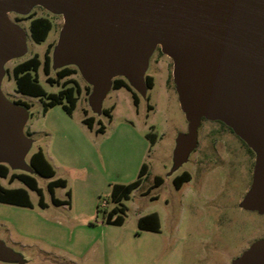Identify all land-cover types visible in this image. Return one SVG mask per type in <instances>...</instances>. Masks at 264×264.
Returning a JSON list of instances; mask_svg holds the SVG:
<instances>
[{
	"label": "rangeland",
	"instance_id": "rangeland-1",
	"mask_svg": "<svg viewBox=\"0 0 264 264\" xmlns=\"http://www.w3.org/2000/svg\"><path fill=\"white\" fill-rule=\"evenodd\" d=\"M48 11L35 6L19 14L24 19L18 23L25 35L24 51L2 65L4 99L13 104L20 98L30 106H18L25 112L22 131L28 140L24 168L4 164L12 173L29 174L37 180L46 207L39 205V196L32 190H28L31 207L0 203V245L8 252L0 256V264H236L252 245L264 243V213L250 209L246 200L264 151L249 152L224 122L201 118L196 143L182 162L176 159L178 139L187 132L188 121L174 84V59L162 52L161 45L153 49L144 71V78H153L152 88L144 83L143 89H136L125 75H118L111 82L125 79L132 91L110 87L94 107L93 87L79 67L54 60L61 36L58 30L51 31L41 44L29 35L27 19ZM51 16L56 19L55 27L64 26V15ZM55 39L50 75L54 78L56 70L69 67L77 71L74 77L81 84L71 115L61 105L44 113L45 99L19 95L10 74L15 64L35 54L42 59L45 46ZM38 74L46 92L57 93L62 88V81L46 83L41 68ZM110 108L111 119L103 113ZM85 116L94 118L92 130L83 124ZM101 125L104 132H96ZM38 148L53 166L55 177H40L30 167L29 158ZM142 164L148 170L140 186L123 201V225L106 224L103 210L114 206L111 186L133 182ZM182 173L190 180L177 189L173 180ZM157 176L162 184L154 186ZM56 178L66 180L67 185L55 188L54 197L67 200L69 191V204L52 202L47 184ZM0 184L24 187L17 180L10 184L2 178ZM103 201L106 208L101 207ZM151 213L159 217V232L138 227V220Z\"/></svg>",
	"mask_w": 264,
	"mask_h": 264
},
{
	"label": "water",
	"instance_id": "water-1",
	"mask_svg": "<svg viewBox=\"0 0 264 264\" xmlns=\"http://www.w3.org/2000/svg\"><path fill=\"white\" fill-rule=\"evenodd\" d=\"M36 4L65 16L54 60L79 67L93 87L94 107L118 75L143 89L156 45L174 59L188 121L177 143L179 162L196 143L201 118L224 122L250 148L264 151V0H0V81L2 65L25 47L24 33L6 13ZM24 124L25 112L0 92V163L24 168ZM246 200L264 213V153ZM7 254L0 245V256ZM236 264H264V243L252 245Z\"/></svg>",
	"mask_w": 264,
	"mask_h": 264
},
{
	"label": "trees",
	"instance_id": "trees-1",
	"mask_svg": "<svg viewBox=\"0 0 264 264\" xmlns=\"http://www.w3.org/2000/svg\"><path fill=\"white\" fill-rule=\"evenodd\" d=\"M42 25V21H34L32 22V29L35 25ZM48 28L46 27L43 30L41 37H36L32 30V38L35 42L39 43L42 42L47 35ZM50 64H51V58L46 55L44 59V73L46 76L50 73ZM41 65V60L37 55H34L30 59L24 61L23 63H20L16 66V70L14 73H16V92L25 96L29 97H37V98H44L43 100V112H47L49 108H52L57 105H61L63 110L71 115L76 103H77V95L80 93L79 89H73L72 87H67L66 83L64 82L62 84V88L57 93H48L45 91V89L41 86L39 83V80L37 79V76L35 73L37 72L39 66ZM66 76V73H61L56 78L47 77L46 83L53 85L59 82L60 79L64 78ZM144 83L146 87L152 88L153 87V78L149 75H146L144 78ZM126 88L129 91H132L131 86L128 84V82L125 79L122 78H116L113 79L111 82V88L112 89H120V88ZM133 101L135 105L138 104L137 96L135 93H132ZM66 102V103H64ZM17 106H23L25 108H29V104L21 101L14 102ZM111 110L110 109H104L103 113L111 119ZM86 115V111L84 112ZM83 124H85L89 129L93 128L94 118L85 116L82 120ZM96 132L103 133L104 132V126L101 125L98 129H96ZM31 133H27V136H29ZM148 137L153 139V134L148 133ZM153 143V140H152ZM29 165L34 170V172L43 178H51L55 175V172L52 168V166L49 164V162L46 160L43 152L41 149H38L35 153H33L29 158ZM147 165L142 164L140 167V170L138 172L137 178L128 184H113L111 186V192H110V202L114 204V206L107 210L104 209V222L108 225H115V226H121L123 225L125 221V214H126V206L123 204V201H126L130 198V194L133 190L138 188L140 184L142 183V180L144 176L147 173ZM0 177L1 178H8V181L11 183L15 180L21 182L27 189L35 191L39 196V205L42 208L46 207V204L44 202V197L42 190L38 187L36 179L25 173H10V169L6 164L0 163ZM190 178L188 177V174L184 173L182 175H179L174 178L173 182L177 189L180 188V186L184 182H188ZM162 184L161 177L157 176L154 179V186H159ZM57 187H66V181L63 179H56L53 181H50L47 184V188L51 193V199L52 202L55 205H63V204H69L70 203V192H67L68 199L67 200H58L54 197L53 190ZM0 203L10 204V205H16L21 207H31L30 198L28 195V191L25 188H16V189H6L0 186ZM97 211H100L99 204L96 206ZM138 227L140 230L143 231H150V232H159L160 231V220L156 213H151L146 216L141 217L138 220Z\"/></svg>",
	"mask_w": 264,
	"mask_h": 264
},
{
	"label": "flooded vegetation",
	"instance_id": "flooded-vegetation-1",
	"mask_svg": "<svg viewBox=\"0 0 264 264\" xmlns=\"http://www.w3.org/2000/svg\"><path fill=\"white\" fill-rule=\"evenodd\" d=\"M35 6H37V7H39V8H42L43 6H41V5H38V4H36V5H33L31 8H33V7H35ZM43 8H45V7H43ZM45 9H47V8H45ZM47 10H49V9H47ZM49 13H51V15H63L62 13H57V12H52V11H48V14H45V15H39V16H37V15H32L31 17H29L27 20H28V22H29V24H28V30H29V35H30V37H31V39L33 40V38H32V30H33V33H34V35L36 36V37H41L42 36V33H43V30L47 27L48 28V32H47V35H46V38H47V36H48V34L51 32V31H54V29H56V30H58V33H59V35H61V31H62V25L60 24V25H58L57 27H55V21H56V19L54 18V17H52ZM8 14V15H7ZM7 14H6V16H7V19L9 20V22L10 23H12L13 25H15L16 27H18V23H20V22H22L24 19L23 18H21L20 16H19V14H21V12L20 11H17V10H10V11H8L7 12ZM42 21V25H35V26H33V29H32V22H34V21ZM46 38L42 41V42H39V43H37V42H35L34 40V42L36 43V44H41V43H43L45 40H46ZM56 43H57V39H55V40H52V41H50V42H48L47 43V45L45 46V48H44V51H43V56H42V59H40L41 60V65L39 66V68H38V70H37V72L35 73V75L37 76V79L39 80V70H40V68H41V70H42V72H43V74L45 75V73H44V59H45V57H46V55H48L50 58H51V52H52V50H53V48H54V45L53 44H55L56 45ZM58 44V43H57ZM36 55V54H35ZM34 56V55H33ZM32 56V57H33ZM31 58V57H30ZM30 58H28V59H30ZM13 59H16V58H13ZM13 59H10V60H13ZM28 59H26V60H28ZM25 60V61H26ZM24 62V61H23ZM23 62H21V63H23ZM18 64H20V63H18ZM18 64H15L12 68H11V71H10V74L13 76V78H14V81L16 80V73H14V71L16 70V66L18 65ZM61 65H65V64H61ZM50 73H51V64H50ZM50 73H49V75L48 76H46L45 75V81H46V78L47 77H51V78H53L51 75H50ZM61 73H66V76H64V78H62V79H60L59 80V82L60 81H62V83L61 84H63L64 82L66 83V86L67 87H72L73 89H79V91L81 92V84H80V81H79V79H77L76 77H74V75L77 73V71H75V70H73V69H71V68H69V67H63V68H61V69H59V70H56V72H55V77L54 78H56V76H58L59 74H61ZM3 74H4V72H3ZM61 90V89H60ZM59 90V91H60ZM80 94V93H79ZM78 94V95H79ZM14 102H16V101H14ZM13 102V103H14ZM15 104V103H14ZM16 105V104H15ZM230 130H231V132L232 133H235V131L231 128V127H229V126H227ZM235 135L236 136H238L239 137V139L242 141V143L247 147V149L249 150V152H253L254 150L252 149V148H250L248 145H247V143L237 134V133H235ZM182 174H184V173H182ZM181 174V175H182ZM179 176V175H178Z\"/></svg>",
	"mask_w": 264,
	"mask_h": 264
},
{
	"label": "crops",
	"instance_id": "crops-1",
	"mask_svg": "<svg viewBox=\"0 0 264 264\" xmlns=\"http://www.w3.org/2000/svg\"><path fill=\"white\" fill-rule=\"evenodd\" d=\"M39 83H40V82H39ZM18 94H19V93H18ZM19 95H21V96H23V97H27V96L22 95V94H19ZM28 97H29V96H28ZM14 101H21V102H25V103H27L26 101H23V100H21L20 98H16V99L13 100V102H14ZM47 111H48V110H47ZM45 113H46V112H45ZM93 125H94V123H93ZM92 129H93V128H92ZM92 129H91V130H92ZM38 149H41V148H38ZM38 149H37V150H38ZM37 150H36V151H37ZM41 150H42V149H41ZM36 151H35V152H36ZM35 152H34V153H35ZM42 152H43V150H42ZM43 154H44V152H43ZM44 156H45V154H44ZM45 158H46V156H45ZM46 160H47V158H46ZM47 161H48V160H47ZM48 162H49V161H48ZM49 164H50V163H49ZM50 165H51V164H50ZM51 166H52V165H51ZM8 167H9V166H8ZM52 168H53V166H52ZM9 169H10V167H9ZM53 170H54V168H53ZM54 172H55V170H54ZM10 173H12V172H10ZM55 175H56V172H55ZM55 175H54L53 177H55ZM53 177H51V178H53ZM0 178H1V177H0ZM2 179H7V180H8V178H2ZM56 179H62V178H56ZM56 179H53V180H56ZM53 180H50V181H53ZM63 180H64V179H63ZM36 181H37V180H36ZM50 181H49V182H50ZM65 181H66V180H65ZM8 182H9V181H8ZM13 182H14V181H13ZM13 182H11V183H13ZM49 182H48V183H49ZM9 183H10V182H9ZM11 183H10V184H11ZM37 184H38V182H37ZM66 185H67V182H66ZM0 186H2V185L0 184ZM2 187H3V188H6V187H4V186H2ZM16 188H25L27 191L29 190V189H27L25 186H24V187H15V188H6V189H16ZM54 190H55V188H54ZM54 190H53V194H54ZM28 195H29V192H28ZM44 202H45V201H44ZM45 204H46V203H45Z\"/></svg>",
	"mask_w": 264,
	"mask_h": 264
},
{
	"label": "built area",
	"instance_id": "built-area-1",
	"mask_svg": "<svg viewBox=\"0 0 264 264\" xmlns=\"http://www.w3.org/2000/svg\"><path fill=\"white\" fill-rule=\"evenodd\" d=\"M101 207L102 208H106L107 207V202L106 201H103L102 204H101Z\"/></svg>",
	"mask_w": 264,
	"mask_h": 264
}]
</instances>
